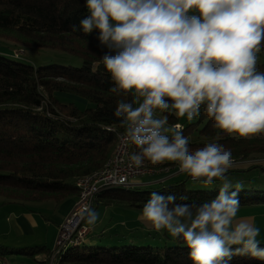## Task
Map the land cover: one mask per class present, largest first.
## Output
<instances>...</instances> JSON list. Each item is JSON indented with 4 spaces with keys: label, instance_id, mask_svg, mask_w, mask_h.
Returning <instances> with one entry per match:
<instances>
[{
    "label": "clouds",
    "instance_id": "9594fccd",
    "mask_svg": "<svg viewBox=\"0 0 264 264\" xmlns=\"http://www.w3.org/2000/svg\"><path fill=\"white\" fill-rule=\"evenodd\" d=\"M85 8L71 28L98 30L102 55L93 72L102 65L113 82L109 92L131 97L113 111L123 133L104 129L134 146L129 166L173 162L206 188L222 181L218 195L199 205L152 191L139 220L182 241L193 264H230L234 256L264 261L260 229L237 219L244 185L227 178L231 151L218 142L191 151L183 124H169V116L193 122L203 111L217 136L264 134V0H85ZM79 219L95 227L99 213L89 204Z\"/></svg>",
    "mask_w": 264,
    "mask_h": 264
},
{
    "label": "trees",
    "instance_id": "16d2710c",
    "mask_svg": "<svg viewBox=\"0 0 264 264\" xmlns=\"http://www.w3.org/2000/svg\"><path fill=\"white\" fill-rule=\"evenodd\" d=\"M85 15V0H0V37L27 47L64 52L75 62L53 60L35 65L0 53V194L9 202L24 206L35 202H51L54 206L65 201L72 203L78 196L75 179L100 170L115 151L119 135L104 129L115 128L123 133L113 111L118 100L131 97L109 92L113 82L102 65L93 72L102 55L98 31L85 35L71 28L74 24L79 26ZM258 69L264 71V61L258 63ZM179 121L169 116V124ZM212 123L203 111L196 121L181 123L188 138L195 133L196 138H205L189 139L191 151L218 142L232 153L233 166L227 174L262 167L252 160L264 159L263 135L239 139L227 134L217 136L218 130ZM130 150L135 151L131 144ZM145 161L148 168L177 169L173 162L154 166ZM247 162L250 163L245 165ZM182 175L149 186L105 190L99 193L96 203L141 210L152 191L173 194L180 204L199 205L218 195V186L186 188L189 177ZM182 196L187 199L181 200ZM239 200L240 206L262 201L248 190L239 193ZM170 240L161 246L129 244L92 249L68 246L53 257L51 250L42 244L5 247L0 250V258L15 250L13 253L31 256L37 264H193L187 246L172 237ZM230 264H264V261L234 256Z\"/></svg>",
    "mask_w": 264,
    "mask_h": 264
},
{
    "label": "rangeland",
    "instance_id": "374dc122",
    "mask_svg": "<svg viewBox=\"0 0 264 264\" xmlns=\"http://www.w3.org/2000/svg\"><path fill=\"white\" fill-rule=\"evenodd\" d=\"M98 31V30H95ZM52 49H46L44 47H27L22 45L18 42H14L9 38L0 37V53H4L7 57L20 61V62H33L35 65L39 63H46L53 60L61 61L63 63H75L73 58L70 57L68 54ZM19 54V57L15 55ZM259 62L261 63L264 61V51H261L259 54ZM196 121V120H195ZM180 123H190L184 118V120L179 121ZM194 122V121H193ZM195 133L192 136H189L191 140H204L205 138L199 137L196 138ZM254 137V136H253ZM117 147L113 154L107 159L110 161L113 159L114 154L116 152ZM127 152L131 154L130 144L127 145L125 148ZM121 147V151L124 153L125 150ZM261 157V156H260ZM252 160V163H260L262 167H254L249 170L245 171H238L234 173L227 174V178L233 183L241 182L244 185L243 190H248V193L254 195L256 197H261L262 201L259 203H253L250 205L240 206L237 218L240 217H249L252 216L255 219V225L261 229V234H264V159L259 158ZM106 161V162H107ZM248 163H244L248 165ZM105 165V164H104ZM147 162H144V168L142 169L141 175L145 173H154L157 169L148 168ZM164 170L167 168H163ZM160 171V169H158ZM168 170V169H167ZM178 172V169L173 171L166 172L167 174H172ZM94 173V172H93ZM133 178V181H130V187H139L142 185L143 181H136L135 178H138L141 175ZM161 177L166 176L164 172H161ZM161 177H158L153 181L154 184L162 183ZM186 178V176L184 177ZM152 182V183H153ZM145 183V182H144ZM222 181H216V183L212 186H220ZM76 187H79V180L74 181ZM152 185V184H150ZM149 186V184H147ZM118 188V187H117ZM121 188V187H119ZM124 188V189H129ZM186 188L188 189H200L206 188L202 183H195L190 178L186 179ZM113 188H106L103 190H98L94 195V198L91 201V206L95 208V210L99 213V220L95 227L90 228L86 223L81 221L79 227H85L86 232L85 234H81L78 232V229L69 232L66 236L61 235V224L65 220L66 216L72 210L75 202L79 196V188H78V196L72 201L71 209L68 214L64 217L62 223L59 226V231L54 241L53 247H48L43 242H38L37 239L42 238L40 237L43 235V231L40 229H31V232L27 230L24 233H18L12 227L11 229V221H13V216L18 214L20 210H26L25 213L33 212L37 215H41L45 212L46 206L43 205L42 207H38L44 202H35V203H27L28 206H24L20 202H9L3 195L0 194V250L5 247H17V248H25L27 246H33L42 244L48 247L51 250V255H55L59 250L63 247L68 246H79L80 248L86 247L87 249H92L95 247H106V246H121V245H151V246H161L164 243H170L171 236L167 234V232H156V231H149L146 229L145 224L139 220L140 210L125 207L121 205H100L96 203V199L98 198L99 193L109 190ZM208 189V188H207ZM257 190V191H255ZM14 213V214H13ZM21 224L24 228H27V225L23 219L20 220ZM11 229V230H10ZM92 230V231H91ZM91 231V232H90ZM90 232V233H89ZM89 233V234H88ZM167 235V237L165 236ZM65 236V238H63ZM87 236V237H86ZM257 240L260 243H264V238L257 237ZM78 244V245H74ZM15 251V250H11ZM10 253L5 255L3 258H0V264H37L36 261L28 255L21 254L18 252ZM40 259V258H38ZM4 260L7 263H4ZM3 262V263H2ZM48 264H51L48 263Z\"/></svg>",
    "mask_w": 264,
    "mask_h": 264
},
{
    "label": "built area",
    "instance_id": "2783aa9c",
    "mask_svg": "<svg viewBox=\"0 0 264 264\" xmlns=\"http://www.w3.org/2000/svg\"><path fill=\"white\" fill-rule=\"evenodd\" d=\"M116 147L117 149L113 159L107 161L100 170L77 179L79 180V196L72 210L61 224L60 229L62 231L60 237L62 234L66 236L75 229L76 231L78 229L79 233L85 234L86 228L80 227L79 229L78 227L81 224L79 215L82 208L91 203L98 190H103L108 187L129 188L131 185L130 181H133V178L137 177L142 172L143 166L140 168L129 166L130 153L126 151L125 148L127 145L124 144L120 135ZM121 147L125 149L124 153L120 150ZM177 173H179V171ZM65 236L63 238H65Z\"/></svg>",
    "mask_w": 264,
    "mask_h": 264
},
{
    "label": "crops",
    "instance_id": "0c3cea01",
    "mask_svg": "<svg viewBox=\"0 0 264 264\" xmlns=\"http://www.w3.org/2000/svg\"><path fill=\"white\" fill-rule=\"evenodd\" d=\"M181 120H184V119H181ZM262 135L264 136V134ZM161 172H164L165 174H167L166 172H168V170L167 169L160 170V171L157 170L153 174L147 173L135 179L136 181H143L142 184H139L142 186L147 185V184L149 185L154 184L153 181H159V180H154V179L161 177V175H163L161 174ZM182 176H183L182 174H179L177 172L172 173V174H167L166 176L161 177L162 179L161 182H168L173 179H179ZM71 204L72 203L65 201L59 204L58 206H54L53 203L51 202H44V204L38 206V207H42L43 205L46 206V208L44 209L45 212L42 213L41 215H37L36 213H33V212L25 213L26 210H20L18 214H15L13 216V221H11V229L13 227L15 231H17L18 233H24L26 230L28 232H31V229H40L43 231V235H41L40 237L42 238L37 239V241L43 242L48 247L52 248L53 247L52 245L54 244V241L59 231V226L62 223L64 217L70 211ZM21 219L25 221L27 228H24V226L21 224L20 222ZM237 219H246L252 223H255V219L253 215L249 217H240ZM258 237L264 238V234H261V229H260V233ZM11 248H17V247H11Z\"/></svg>",
    "mask_w": 264,
    "mask_h": 264
}]
</instances>
